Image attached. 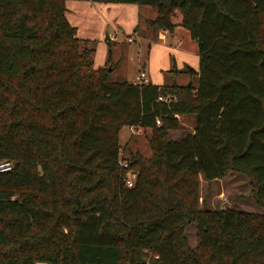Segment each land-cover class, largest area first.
Masks as SVG:
<instances>
[{
	"label": "trees",
	"instance_id": "obj_1",
	"mask_svg": "<svg viewBox=\"0 0 264 264\" xmlns=\"http://www.w3.org/2000/svg\"><path fill=\"white\" fill-rule=\"evenodd\" d=\"M89 1L153 7L154 35L178 11L197 82L111 81L65 0H0V264H264V213L197 205L200 175L233 171L264 208V0ZM123 126L148 132L150 155L125 159L131 187Z\"/></svg>",
	"mask_w": 264,
	"mask_h": 264
},
{
	"label": "rangeland",
	"instance_id": "obj_2",
	"mask_svg": "<svg viewBox=\"0 0 264 264\" xmlns=\"http://www.w3.org/2000/svg\"><path fill=\"white\" fill-rule=\"evenodd\" d=\"M123 5H130L131 7H139L141 14L147 15L148 9L154 11V8L148 5L127 3ZM145 12V13H143ZM136 12L130 10H119L114 17L119 21L121 30L113 31L115 37L111 41L105 42L107 47V59L110 60L106 64L108 70V79L111 81H131L138 71L141 69V64L146 63L143 68L147 77L153 80H163L164 83H169L176 75L181 82L188 81L190 77L193 78V85L197 82V76L185 72V68L177 69V58L169 48H163L161 41L156 39V35L149 32L144 34L143 23L140 21L139 26L134 27L132 24ZM148 13V17L150 15ZM96 18V15H94ZM104 16L105 15L104 13ZM94 21V20H93ZM173 22H179V12L175 11L172 17ZM108 27V26H107ZM109 30H112L108 27ZM182 33H187L180 25L178 28ZM112 32V31H111ZM105 31L102 39H104ZM132 40L128 41L127 37ZM179 38L181 35H179ZM177 40V39H176ZM187 43H191L192 47L196 49V43L189 38H185ZM184 44L181 45V48ZM93 48L92 60L95 64L103 57V53L96 46L95 42H91ZM179 48V47H178ZM111 63V64H110ZM114 66V69H111ZM181 127L177 130H170L168 137L170 139H178L185 132L190 131L192 126V116L184 117L181 121ZM182 123H184L182 125ZM148 132L139 131L131 132L128 127L123 126L118 131V140L120 144L119 158L125 160L130 152L138 151L143 156H149L150 150L147 144ZM128 171H133L128 168ZM198 202L199 207L203 206L208 209H223L227 207L244 208L249 212L264 213V208L258 207L254 202L251 194V186L249 180L242 174L228 171L223 178L213 181H206L202 175L198 182ZM189 245H195V224H191L185 230Z\"/></svg>",
	"mask_w": 264,
	"mask_h": 264
},
{
	"label": "crops",
	"instance_id": "obj_3",
	"mask_svg": "<svg viewBox=\"0 0 264 264\" xmlns=\"http://www.w3.org/2000/svg\"><path fill=\"white\" fill-rule=\"evenodd\" d=\"M123 4H127V3H102V2L98 3V2H92L89 0H65V3H64L65 17L68 20V22L72 26L75 27L76 37L79 39L86 40L87 42H89V45H91V42H95L96 46L98 48H101L100 50L103 53V57L99 60V62H97V64H95L94 61L92 60L93 68L104 66L108 61L110 62V60L107 59V54H106L107 47L105 46V42L111 41L112 38L115 37V34L113 33V31L116 32V30H119V31L121 30L119 21H117L118 19L114 17V14H116L117 11L121 9L122 10L127 9L130 11H133V14L134 12H136L135 13L136 15L133 16L134 19L131 25H133L134 27H137L139 26V22L141 21L143 23L142 28L144 29V34H149V31L146 29L145 22L146 20L152 19L155 16V9L153 11V14H152V11L148 9L149 10L148 13L152 14L150 15V17H148V13L147 15L140 13L139 7H131L130 5H123ZM104 13L107 16H104ZM94 15H96V18ZM179 21H180V14H179ZM173 23H174V27L171 32L158 31L156 34V39H159L161 41V45L163 48H169L171 52L174 54V57L177 58V61H178V63H176L177 69H182L183 67L185 69L190 68L193 71L191 73L196 76V72L198 70L197 46L195 49L194 47H192L191 43H187L185 38L190 39L189 33L188 31L187 33H182L179 29H177L179 26V22L176 21ZM107 26L111 28L112 30H109ZM104 31L106 35L108 36V39H105V38L102 39ZM178 34L181 35L180 38ZM182 44H184V46L181 48ZM145 65L146 63L143 62L140 68L143 69ZM111 69H114V66H112ZM191 73L189 72L188 74L191 75ZM178 79L179 78L175 75L172 78V81L169 83H172V84L177 83L180 85L187 84L188 82L193 83L192 77H190V79L186 81V83L181 82ZM148 81L150 83L158 84V85L167 84V83H164L163 80L151 81L150 78H148ZM182 119L184 118H181V120ZM183 124L184 123H182V125ZM191 131H192V126L190 127V131H187V132H191ZM242 209L245 210L244 208ZM254 213H257V212H254ZM258 214H262V213H258Z\"/></svg>",
	"mask_w": 264,
	"mask_h": 264
},
{
	"label": "built area",
	"instance_id": "obj_4",
	"mask_svg": "<svg viewBox=\"0 0 264 264\" xmlns=\"http://www.w3.org/2000/svg\"><path fill=\"white\" fill-rule=\"evenodd\" d=\"M127 40L131 41L132 38L128 36ZM131 81L134 84L147 83L148 82V78H147L146 73L144 72V70L141 68L138 71V73L132 78ZM156 100L164 102V103H171V102H174L176 100V97L173 94H171V93L165 92V93L158 94L157 97H156ZM155 123L158 124L159 120L155 119ZM128 129L131 132H134V131H137V130L139 131L141 128L137 127V126H128ZM119 164H120L121 168H125V173H124V178H123L124 184L127 187H131L133 185V183H134L135 173L133 171H131V172L128 171L126 173V171L128 170V168H127L128 166H127V162L125 160H120V158H119ZM10 168H11V162L10 161L4 160V159H0V172L7 171Z\"/></svg>",
	"mask_w": 264,
	"mask_h": 264
},
{
	"label": "water",
	"instance_id": "obj_5",
	"mask_svg": "<svg viewBox=\"0 0 264 264\" xmlns=\"http://www.w3.org/2000/svg\"><path fill=\"white\" fill-rule=\"evenodd\" d=\"M105 39H108V36L106 35L105 33V36H104ZM190 82L187 83V85H189Z\"/></svg>",
	"mask_w": 264,
	"mask_h": 264
}]
</instances>
